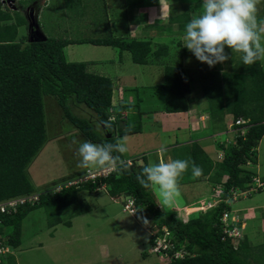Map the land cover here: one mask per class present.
Listing matches in <instances>:
<instances>
[{
    "label": "trees",
    "instance_id": "trees-1",
    "mask_svg": "<svg viewBox=\"0 0 264 264\" xmlns=\"http://www.w3.org/2000/svg\"><path fill=\"white\" fill-rule=\"evenodd\" d=\"M30 2L32 0H20L18 4L16 1L13 9L0 3V200L35 191L25 167L45 138L43 95L57 99L64 117L87 140L95 143L116 140L117 118L110 111L111 80L87 71L84 61H67L64 54V47L70 43L67 39H40L34 35L33 40H27V36L18 35L19 26L27 24L23 10ZM131 2L127 0L128 4ZM180 26L184 27L182 23ZM77 42L114 46L120 52L127 50L132 61L138 64L148 63L150 53L158 58L162 51L167 52L165 45L155 44L152 50L150 40L125 41L103 36ZM214 68L204 75L209 82L202 85L210 118L214 122L223 121L227 112L232 123L243 118L248 127L244 136L237 133L234 144L225 148L221 145L225 153L216 164L214 181L221 182L223 195L206 213L183 220L174 212L161 210L152 189L143 188L136 179L146 162H132L127 163V170L117 167L93 182L89 180L55 191L56 183L39 192L37 203L25 204L17 213L0 217V239L16 248L20 244L21 222L28 212L43 207L47 224L53 227L61 222V212L78 201L79 191L96 192L99 186L105 185L111 197L132 200L136 219L150 231V245L163 234L162 227H165L174 250L184 248L189 252L184 258H171L160 264H264V243L251 246L245 237L237 241L223 237L220 221L222 213L231 209L227 201L231 189L244 188L255 175L244 164L247 160L255 162V148L264 134V69L260 60L250 67L243 65L240 56L229 70ZM182 78L175 66L164 67V81L158 88L162 90L166 112L187 111L194 101ZM81 107L88 110V116L74 112V108ZM109 117L113 118L112 128L106 129L103 122ZM233 127L239 132L238 126ZM194 149L195 164L202 169L201 176H205L211 172L213 163L200 147ZM224 175L226 179L222 181ZM80 210L88 211V204L82 203ZM6 264H16L12 255L6 259Z\"/></svg>",
    "mask_w": 264,
    "mask_h": 264
},
{
    "label": "crops",
    "instance_id": "crops-1",
    "mask_svg": "<svg viewBox=\"0 0 264 264\" xmlns=\"http://www.w3.org/2000/svg\"><path fill=\"white\" fill-rule=\"evenodd\" d=\"M14 1H17L19 4L20 0ZM131 1L133 2L128 4L127 0H119L118 3H115L113 0H105L107 6H111V8H113V6L115 5V11L119 8H122L123 10L122 13L114 12L113 15L110 16V18L108 19V23L106 24L107 27L101 28V36H110L111 38H118L128 41L134 39L129 38L130 35H132L131 32L133 33L137 28H139V31L142 32V34L139 33V35L135 37L136 40H150L152 42V37L157 32L158 34H160L161 38H164V40L167 38V36H169V38L173 40V38H175L176 36L175 34H179V43V40H182L185 34L186 24L190 22L193 17H197L201 14L203 2V0ZM46 2L47 0H32V2L25 6L23 13L27 24L19 26L18 35H22L21 30L22 28H24V32L26 31L27 33L23 34L24 36H27V40H29L30 33L32 34V32L36 33L37 35H41L42 37H44V39L47 38V36L40 29L37 21L38 13L41 7L46 5ZM139 21L140 24L138 26ZM117 22L120 24V28L117 27L118 29L114 30L113 23ZM256 22L258 25H264V0H259L257 4ZM180 23H182L184 27H181ZM31 26L33 30L31 29ZM164 26L167 27V31H162V27ZM119 29L121 31H118ZM101 36L99 38H101ZM63 39H67L70 41V43L64 47V54L66 57L65 51L66 49H68V45L78 43L77 41L96 38H84L80 40H71L69 38ZM262 44H264V38H262ZM110 49L119 50L114 46H110ZM154 49L155 47L152 46V50ZM124 51L128 52L127 50ZM124 51H121L120 53ZM225 51L229 55L230 59L225 63L216 64L214 66V69L219 70L221 69L220 66H224V70H229L231 65L234 63V60L239 58L238 54L234 56L231 49L226 48ZM177 56H179L180 59L183 57V59H178L180 62L177 60V63L175 62L176 65L173 66L180 70L183 77L182 79L184 80L185 85L188 86L187 88L190 90L189 94L194 99L191 107L196 106L197 108H193L192 110H190V107L187 111L166 112L163 108V93L162 90L158 88V85L163 81L159 82L158 84H155L153 80H149L148 78L141 81L142 76L140 77L139 73V77H137V73H132L129 76V78H131L130 81L126 82L127 76L129 74H116V70H113L111 66L109 70H102V72L93 74L107 77L112 82L110 111L114 112L117 118L115 123L116 138H123L126 136L128 139L127 143L130 145L132 144V149H134L133 145L135 143L142 144V150H130L126 153L123 159H125L127 163L133 162L135 164H143L144 162H146V164H149V162L158 163L160 159H164L165 161L176 159L182 160L183 154H186V157H188V160L186 158V161L188 162L187 170L178 179L180 196L176 198L170 208V211H168L174 212L178 217L186 220L191 215H202L206 213L219 200L218 190H220L222 186L221 182L214 181V171L217 168L216 164L221 161L225 153V150L221 147V145L225 148L229 145L234 144L237 130L235 127L231 126V115L227 112L224 115L223 121L214 122L210 118L208 104L202 91V85L204 82H209V80L204 75L208 73V71L212 67H209L206 63H202L197 60L195 55L186 47H183V51H180ZM158 58H156L153 53H150L148 55L149 61L146 64L151 67L144 69V71L145 73L146 71H149L151 73L160 72L162 73V78L164 79V67L171 64H166L164 61L163 63L162 61L156 62ZM101 61H106V59L103 58L99 62ZM114 61L115 60H113L111 64ZM93 62L94 61L91 60H87L85 62L86 68H88L87 71L91 72L90 66L94 64ZM184 62H186V65L183 64ZM192 62L194 63L193 67L196 68V71L189 69L191 68L190 63ZM195 63L197 64V66L195 65ZM153 64H159L160 66H156ZM181 64H183L185 69H187L186 71L188 74H186L185 71H182L181 68H179ZM260 64L264 69V66H262V64H264V60H260ZM197 72L199 73V75H197ZM136 81L138 84L136 83ZM126 85H130L129 87H127V93ZM194 88L196 90H194ZM197 88L200 91H198ZM147 90L149 94L148 96H145V92ZM133 91H135V93ZM144 96L146 98H144ZM168 132H173L175 136L174 141L172 143H168L166 146H162L158 143V141L161 139L163 133L167 134ZM179 136L180 138L178 139ZM148 142L152 143L153 145H151L150 148L143 147ZM196 146L204 150L213 163L211 172L205 176L199 175L197 177L193 175V165L197 166V164H195V159L193 158L194 155L192 152L195 151L194 148H196ZM160 149H164V151H159ZM261 151H263L264 153V134L258 141V144L255 148L256 157L253 167H247V169L250 168L248 170H251L256 176H258L263 183V187L259 188L256 193L263 192L264 194V155L261 154ZM190 156L191 159L189 160ZM143 157H145V160ZM249 166H251L250 163ZM221 179L222 181H224L226 179V176H222ZM183 186H189L188 190L185 193H183V191L181 190V187ZM100 192L103 191H87V194L98 196ZM104 192L107 193L108 196H110L107 191ZM152 192L155 195L157 205L161 210L164 211V209L159 205L160 203L156 198V194L153 190ZM77 195L79 198L80 191L77 193ZM125 198L127 197H111V200L117 203L121 200H124ZM258 199L259 198L257 197H251L249 200V204H245L240 207H234V211L237 212L240 219L242 220L241 225L243 237L248 240L251 246H258L264 243V201L263 203H261V200ZM236 202L237 198L235 200H232V203L234 205ZM90 208L91 205H89V211ZM65 209H67V207ZM124 209L131 213L132 217H134V212L129 211L125 207ZM34 214L35 209L28 212L27 215L22 219L20 244L15 248L14 254L16 264H29L28 261H24L25 259H27L26 252L28 248L21 246L23 236L22 227L24 226V224L26 225L27 221L30 219H32V221H30L32 224H36V220L33 217ZM62 214L60 217L61 222L63 219ZM185 217L187 218L185 219ZM134 223L141 224L143 228L145 227L146 229H144L147 231V235L149 237L150 231L146 226H144V224H142L141 222L138 223L137 221H134ZM53 228L54 233L56 231V226H54ZM38 247L42 248V243H39ZM141 254L144 256L146 255V253L144 254L143 252H141ZM116 260H119V258H116L115 261ZM160 260L161 259H158V262H160Z\"/></svg>",
    "mask_w": 264,
    "mask_h": 264
},
{
    "label": "rangeland",
    "instance_id": "rangeland-1",
    "mask_svg": "<svg viewBox=\"0 0 264 264\" xmlns=\"http://www.w3.org/2000/svg\"><path fill=\"white\" fill-rule=\"evenodd\" d=\"M113 1L118 3L119 0ZM114 9L115 5L111 8V6H107L105 0H47L46 5L42 6L38 13L37 21L42 32L49 38H69L71 40L99 38L101 28L107 27L106 24L110 16L114 12L122 13L123 10L122 8L116 9V11ZM113 24L114 30L120 28L118 22ZM139 24L140 21L138 26ZM167 30L166 26L162 27V31ZM21 31L22 35L27 33L24 32V28ZM136 31L131 32L132 35L129 38L135 39L139 33L142 34L139 28ZM175 35L176 40L175 38L171 40L169 36L164 40L157 32L152 37L151 46L155 47V44L165 45L167 51H169H162L156 62L162 61L163 63L164 61L166 64L176 65L175 62L177 63L178 59H183V57L180 59L177 56L180 51H183V39H180L178 43L179 34ZM68 46L65 51L67 60L72 62L94 61V64L90 66L92 73L109 70L111 66L113 70H116V74H129L126 82L130 81L129 76L132 73H137V77L142 76L141 81L147 78L153 80L155 84L164 81L160 72L151 73L146 71L145 73L144 69L151 66L133 63L130 54L126 51L120 53L119 50L110 49V46L90 43H74ZM103 58L106 61L99 62ZM113 60L115 61L111 64ZM183 64L186 65V62ZM183 64L179 68L188 74ZM153 65L160 66L159 64ZM193 65V62L190 63L191 68L189 69L196 71ZM195 65L197 66L196 63ZM220 68L225 69L224 66H220ZM176 69L181 79L182 74L178 68ZM197 75H199L198 72ZM129 86L126 85V93ZM194 90L196 89L194 88ZM197 90L200 91L198 88ZM133 92L135 93V91ZM148 94L147 90L145 96H148ZM145 96L144 98H146ZM42 104L45 138L36 154L25 167V173L35 190L34 193L50 189L54 184H61L66 179H74L85 171V169L77 167L79 161L75 153L78 144H73L72 141L85 142L87 141L86 136L64 117L62 108L54 96L43 95ZM84 108H74L73 110L79 115L88 116L89 112ZM193 108L197 107L193 106L190 110ZM237 133L239 134V132ZM174 138L173 132L163 133L158 143L166 146L168 143H172ZM151 145L153 144L148 142L143 147L150 148ZM127 146L128 152L130 150H142V144L140 143H135L133 145L134 149H132V144ZM261 154L264 155L263 151H261ZM254 155L256 157V152ZM182 158L186 160V154H183ZM250 164L251 166L247 163L245 168L253 167L254 162L251 161ZM91 169H95V167ZM250 186L255 187V183L252 182ZM188 188L189 186H183L181 190L185 193ZM244 188H247V185ZM99 191L103 192H100L98 196H92L87 194V190H81L78 201L61 212V214L64 212L62 214L63 219L62 222L55 225L56 231L54 233V226L50 227L47 224L45 209L43 207L36 208L33 216L36 224H32L30 222L32 219H30L22 227L21 246L28 248L26 252L27 259L24 261H28L29 264H160L165 262V260L158 262L159 258L149 251L150 246L146 228L144 227V229L141 224H135L134 221L139 223L135 215L132 217L131 213L124 209L123 205L129 203L130 198L127 197L115 203L104 192L106 189H100L96 192ZM256 191L244 197L240 196L235 205L234 202L231 204V209L235 210L234 207L236 206L249 204L251 197H257L263 203V192L256 193ZM154 193L160 203L157 193ZM82 203L91 205L90 211L82 212L80 210ZM130 207L135 213L133 206ZM163 209L164 211H170L168 207ZM39 243H42V248L38 247ZM141 252L146 253V255H142ZM116 258H119V260L115 261Z\"/></svg>",
    "mask_w": 264,
    "mask_h": 264
},
{
    "label": "clouds",
    "instance_id": "clouds-1",
    "mask_svg": "<svg viewBox=\"0 0 264 264\" xmlns=\"http://www.w3.org/2000/svg\"><path fill=\"white\" fill-rule=\"evenodd\" d=\"M11 1L15 4L14 0ZM258 2L259 0H203L201 14L193 17L185 26L183 47H186L197 60L206 63L209 67L225 63L230 59L225 51L226 48L231 49L234 56L238 54L242 64L248 67L258 60H264V44H262L264 25H258L256 22ZM112 123V117L103 122L106 129H111ZM72 143L78 144L75 155L79 161L77 167L81 169L118 167L127 170L128 168L127 162L123 159L129 150L126 136L116 138L114 143H93L91 141L81 143L76 140ZM159 151H164V149ZM187 167L186 160L165 161L160 159L158 163L149 162L144 166L136 179L143 188H151L157 193L161 207L171 208L176 198L180 196L178 179ZM192 171L197 177L202 174V169L196 165H193ZM36 193L39 194V192ZM231 196L229 193L227 201L230 202V206L232 200H235ZM229 211L237 213L232 209ZM240 221L242 223L241 219ZM144 222L147 224L146 220ZM14 254L15 248H13V257ZM9 256L11 255H8L6 259Z\"/></svg>",
    "mask_w": 264,
    "mask_h": 264
},
{
    "label": "built area",
    "instance_id": "built-area-1",
    "mask_svg": "<svg viewBox=\"0 0 264 264\" xmlns=\"http://www.w3.org/2000/svg\"><path fill=\"white\" fill-rule=\"evenodd\" d=\"M2 5H6L7 7L13 9L14 2L11 0H0ZM247 120L243 118H237L231 126H238L239 127V135L244 136L247 132L246 123ZM246 163H249L248 161ZM116 168L110 169H88L85 170L84 173L79 174L78 177L74 179L67 180L63 184H60L53 188V190L58 191L62 187H68L71 185H78L84 183L86 181H95L98 177H105L110 172L114 171ZM255 183V187H251V183ZM247 188H234L231 189L230 194L232 195L231 198L236 199L237 197H244L245 195H249L250 193L256 191L259 188L263 187L262 181L256 177L252 176L250 182L246 183ZM106 189L105 185H101L97 188V190ZM223 193L222 188L218 190L219 199H221V195ZM39 199L38 193H28L22 195H16L12 197H8L6 199L0 200V217L2 216H9L17 213L20 207L24 206L25 204H34L37 203ZM219 201V200H218ZM217 201V202H218ZM133 206L132 200H129V203L125 204V208L129 209V211L133 212L134 210L130 209V206ZM220 221L222 223V233L223 237L227 236L230 237L232 240H239L243 238L242 233V225L237 213H232L229 210H226L222 213L220 217ZM1 222V220H0ZM163 234L161 236H157L154 240V243L151 245V252L156 254L159 258L163 260H169L171 258H184L185 256L189 255V252L184 248H178L174 250V245L167 239L168 231L165 227H162ZM8 255H13V248L3 242L0 239V264H5V259Z\"/></svg>",
    "mask_w": 264,
    "mask_h": 264
},
{
    "label": "water",
    "instance_id": "water-1",
    "mask_svg": "<svg viewBox=\"0 0 264 264\" xmlns=\"http://www.w3.org/2000/svg\"><path fill=\"white\" fill-rule=\"evenodd\" d=\"M31 29L33 30V28H32V26H31ZM35 32V31H34ZM34 35H37L36 33H33L32 32V34L30 33V37H29V40H33L32 39V36H34ZM36 37V39H37V36H35ZM38 37L40 38V39H44V37H42L41 35H38Z\"/></svg>",
    "mask_w": 264,
    "mask_h": 264
}]
</instances>
